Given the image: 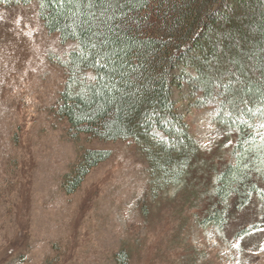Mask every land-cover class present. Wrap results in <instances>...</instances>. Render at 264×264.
<instances>
[{
	"label": "rangeland",
	"instance_id": "374dc122",
	"mask_svg": "<svg viewBox=\"0 0 264 264\" xmlns=\"http://www.w3.org/2000/svg\"><path fill=\"white\" fill-rule=\"evenodd\" d=\"M79 49L50 32L40 1L0 5V264H118L125 250L132 264H264L262 199L233 207L226 228L207 223L219 177L237 162L239 135L218 123L221 109L177 88L204 152L182 184L157 189L139 144L78 139L58 114L64 62ZM91 149L114 156L69 194L67 178Z\"/></svg>",
	"mask_w": 264,
	"mask_h": 264
},
{
	"label": "trees",
	"instance_id": "16d2710c",
	"mask_svg": "<svg viewBox=\"0 0 264 264\" xmlns=\"http://www.w3.org/2000/svg\"><path fill=\"white\" fill-rule=\"evenodd\" d=\"M37 1L51 33L81 44L64 62L69 81L58 107L75 137L134 141L151 161L157 189L180 185L204 152L176 101L177 88L190 86L196 106L219 107L218 123L239 135L237 162L219 177V205L207 223L226 228L233 207L243 211L257 197L264 201V0L0 5ZM113 156L88 150L67 178L69 194ZM118 259L132 264L128 250Z\"/></svg>",
	"mask_w": 264,
	"mask_h": 264
}]
</instances>
